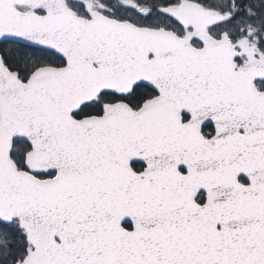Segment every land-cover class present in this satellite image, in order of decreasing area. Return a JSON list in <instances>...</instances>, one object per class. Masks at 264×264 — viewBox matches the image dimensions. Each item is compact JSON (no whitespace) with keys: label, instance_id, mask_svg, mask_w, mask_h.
Instances as JSON below:
<instances>
[{"label":"snow or ice","instance_id":"snow-or-ice-1","mask_svg":"<svg viewBox=\"0 0 264 264\" xmlns=\"http://www.w3.org/2000/svg\"><path fill=\"white\" fill-rule=\"evenodd\" d=\"M0 264H264V0H0Z\"/></svg>","mask_w":264,"mask_h":264}]
</instances>
